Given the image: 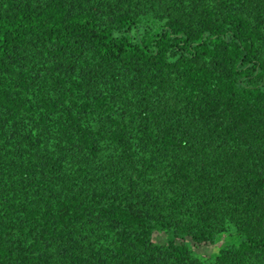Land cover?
Masks as SVG:
<instances>
[{
  "label": "trees",
  "instance_id": "16d2710c",
  "mask_svg": "<svg viewBox=\"0 0 264 264\" xmlns=\"http://www.w3.org/2000/svg\"><path fill=\"white\" fill-rule=\"evenodd\" d=\"M0 264H264V0H0Z\"/></svg>",
  "mask_w": 264,
  "mask_h": 264
},
{
  "label": "rangeland",
  "instance_id": "374dc122",
  "mask_svg": "<svg viewBox=\"0 0 264 264\" xmlns=\"http://www.w3.org/2000/svg\"><path fill=\"white\" fill-rule=\"evenodd\" d=\"M157 240L161 243L165 242V236L163 234L158 235ZM223 242L225 243L226 241ZM222 242H218L216 245H205L200 246L198 248H194L192 244H190V248L193 251L194 255L197 258L203 260H212L218 255V249L221 246Z\"/></svg>",
  "mask_w": 264,
  "mask_h": 264
}]
</instances>
